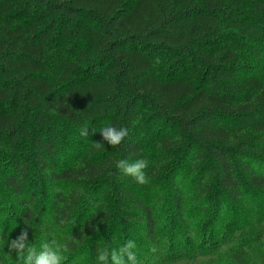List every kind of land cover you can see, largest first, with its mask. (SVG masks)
<instances>
[{
    "label": "trees",
    "instance_id": "16d2710c",
    "mask_svg": "<svg viewBox=\"0 0 264 264\" xmlns=\"http://www.w3.org/2000/svg\"><path fill=\"white\" fill-rule=\"evenodd\" d=\"M24 230L64 264H264V0H0V264Z\"/></svg>",
    "mask_w": 264,
    "mask_h": 264
},
{
    "label": "clouds",
    "instance_id": "9594fccd",
    "mask_svg": "<svg viewBox=\"0 0 264 264\" xmlns=\"http://www.w3.org/2000/svg\"><path fill=\"white\" fill-rule=\"evenodd\" d=\"M159 58L155 64H159ZM103 141L111 147L119 146L128 136L129 130L127 127L117 128L115 126L103 127L100 131ZM81 136L89 135L88 128H83L80 132ZM94 147L99 149L104 147L100 142H95ZM148 162L145 159H138L130 163L126 159H121L116 162V168L125 176L133 178L138 184L145 185L149 182V178L145 174V169ZM9 253L15 252L16 259L22 261V264H64L67 245L56 240L45 242L41 245L39 251L29 245L28 232L21 231L20 235L11 240L8 244ZM136 244L132 240L126 241L118 248L109 249L100 247L96 250V264H139L137 252L135 251ZM10 256V254H7Z\"/></svg>",
    "mask_w": 264,
    "mask_h": 264
}]
</instances>
